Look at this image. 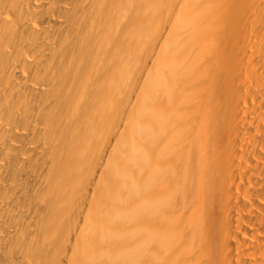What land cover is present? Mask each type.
I'll return each mask as SVG.
<instances>
[{"label":"bare ground","instance_id":"1","mask_svg":"<svg viewBox=\"0 0 264 264\" xmlns=\"http://www.w3.org/2000/svg\"><path fill=\"white\" fill-rule=\"evenodd\" d=\"M0 264H264V0H0Z\"/></svg>","mask_w":264,"mask_h":264}]
</instances>
